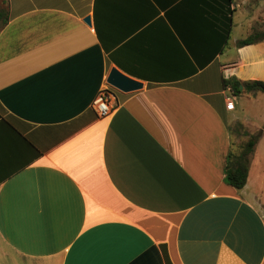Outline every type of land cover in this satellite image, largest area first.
Segmentation results:
<instances>
[{
  "label": "crops",
  "instance_id": "0c3cea01",
  "mask_svg": "<svg viewBox=\"0 0 264 264\" xmlns=\"http://www.w3.org/2000/svg\"><path fill=\"white\" fill-rule=\"evenodd\" d=\"M2 1L0 264H264V131L247 184L226 178L262 129L223 85L264 80V40L233 38L254 1ZM113 67L143 88L110 86Z\"/></svg>",
  "mask_w": 264,
  "mask_h": 264
},
{
  "label": "trees",
  "instance_id": "16d2710c",
  "mask_svg": "<svg viewBox=\"0 0 264 264\" xmlns=\"http://www.w3.org/2000/svg\"><path fill=\"white\" fill-rule=\"evenodd\" d=\"M232 13V10H230ZM0 22L7 24L8 15L6 10L0 8ZM232 17L229 18L228 33L231 31ZM264 40V31L260 32L255 30L249 36L237 41V47L241 48L247 45L255 44ZM223 85L225 88H230L235 96L243 95L244 93H264V80H247L241 81L236 76L223 79ZM243 85V88L240 86ZM264 127L256 134H252L248 141L242 147V152L238 156L230 155V162L226 171L227 183L237 189H242L246 184L249 176V168L252 155L255 151V146L262 136ZM164 256L167 264H172L167 249H164Z\"/></svg>",
  "mask_w": 264,
  "mask_h": 264
},
{
  "label": "rangeland",
  "instance_id": "374dc122",
  "mask_svg": "<svg viewBox=\"0 0 264 264\" xmlns=\"http://www.w3.org/2000/svg\"><path fill=\"white\" fill-rule=\"evenodd\" d=\"M252 4H250L251 10H244L245 19H250L249 13H251L252 16H255L253 19V25L254 29L258 31H264V5L259 4V0H253ZM0 3H3L1 0ZM8 4V3H7ZM259 7H262L261 10H258ZM241 18L244 19V16H237L235 21L237 25L235 26L234 32H233V38H239V37H246L250 34V28L248 27L246 22H241ZM251 20V19H250ZM231 45V52H233V43ZM249 94L247 97H238L233 94V92L228 93V98L233 99L234 102L237 105V113H240L241 116H249L251 118H255L254 121H257L256 123L261 126V128L264 127V93L262 92H255V93H246ZM235 130L237 132H242L244 127L241 125H238L237 123L234 124ZM256 134V133H255ZM244 134H241L239 137H236L235 141L236 144L240 147H243L244 145ZM241 144V145H240ZM253 171L255 174L260 172L261 179L263 180L264 185V138L262 140V143L258 145L257 148V159L255 162V165L253 167ZM264 195V194H263Z\"/></svg>",
  "mask_w": 264,
  "mask_h": 264
},
{
  "label": "water",
  "instance_id": "95a60500",
  "mask_svg": "<svg viewBox=\"0 0 264 264\" xmlns=\"http://www.w3.org/2000/svg\"><path fill=\"white\" fill-rule=\"evenodd\" d=\"M85 21L88 24H91V17H86ZM107 82L113 88L125 93L138 91L144 86L143 82L128 76L116 67H113L111 69L107 78ZM240 87L243 88V85H241Z\"/></svg>",
  "mask_w": 264,
  "mask_h": 264
},
{
  "label": "built area",
  "instance_id": "2783aa9c",
  "mask_svg": "<svg viewBox=\"0 0 264 264\" xmlns=\"http://www.w3.org/2000/svg\"><path fill=\"white\" fill-rule=\"evenodd\" d=\"M114 100V93L107 87L103 88L94 100L93 108L99 116L108 115L114 109ZM227 107L228 109H233L234 103L232 101H229L227 103Z\"/></svg>",
  "mask_w": 264,
  "mask_h": 264
}]
</instances>
